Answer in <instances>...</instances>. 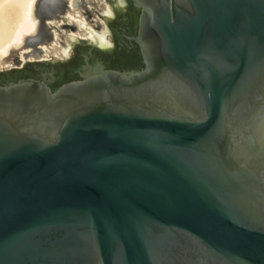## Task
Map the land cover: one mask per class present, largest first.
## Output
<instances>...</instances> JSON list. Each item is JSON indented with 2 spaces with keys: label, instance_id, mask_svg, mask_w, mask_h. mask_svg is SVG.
Segmentation results:
<instances>
[{
  "label": "water",
  "instance_id": "1",
  "mask_svg": "<svg viewBox=\"0 0 264 264\" xmlns=\"http://www.w3.org/2000/svg\"><path fill=\"white\" fill-rule=\"evenodd\" d=\"M128 2L142 69L0 85V264H264V0Z\"/></svg>",
  "mask_w": 264,
  "mask_h": 264
},
{
  "label": "flooded vegetation",
  "instance_id": "2",
  "mask_svg": "<svg viewBox=\"0 0 264 264\" xmlns=\"http://www.w3.org/2000/svg\"><path fill=\"white\" fill-rule=\"evenodd\" d=\"M39 5L38 38L25 42L29 48L22 52L27 57H18L15 65L0 70V85L31 78L43 80L53 92L81 80L92 67L120 72L143 68L138 45L131 38L137 32L139 8L128 0H40ZM106 5L111 15L103 13ZM69 12L86 17L85 22L97 32L106 27V42L95 43L84 34L81 38ZM65 43L68 48L61 51Z\"/></svg>",
  "mask_w": 264,
  "mask_h": 264
},
{
  "label": "bare ground",
  "instance_id": "3",
  "mask_svg": "<svg viewBox=\"0 0 264 264\" xmlns=\"http://www.w3.org/2000/svg\"><path fill=\"white\" fill-rule=\"evenodd\" d=\"M20 6H22L21 12L17 20L15 21L9 18L10 21H7V23H13V25H6V27L13 26V28L10 29V34H7L5 32L7 28L5 29L3 23V25H0V61L6 58L12 50L21 49L25 42H27L28 40L30 42H35L38 38L37 34L40 31L39 17L37 16L39 14V12L37 11L38 6H40L39 3L37 5V0H22ZM4 9L5 7L3 6V2L2 0H0V16L3 18L9 15L8 12L4 11ZM103 13L111 15L112 12L108 5L105 6ZM70 18L74 20L79 26L80 32L82 33L81 38L84 34L95 43H103V41L105 40V34L107 32L106 27H103L100 31L97 32L85 22L84 18H77L74 17V15H70ZM1 20L2 19H0V21ZM79 34L80 33H78V35ZM104 42H106V40Z\"/></svg>",
  "mask_w": 264,
  "mask_h": 264
},
{
  "label": "rangeland",
  "instance_id": "4",
  "mask_svg": "<svg viewBox=\"0 0 264 264\" xmlns=\"http://www.w3.org/2000/svg\"><path fill=\"white\" fill-rule=\"evenodd\" d=\"M38 1H40V0H37V5H38ZM2 2H3V6L5 7V9H4V11H6V12H8V18L7 17H1L0 16V19H4L3 21L1 20L0 21V25H3L4 27H5V29H6V33L7 34H10V32H11V30L10 29H12L13 28V26H11V27H9V26H7L6 27V25H13V23H7V21H10V19H12V20H17V18L20 16V12H21V7L22 6H20L21 5V3H22V0H6V1H4V0H2ZM70 2V1H69ZM39 7V6H38ZM37 11H40L39 10V8H38V10ZM40 13V12H39ZM69 15H74V17H77V18H79V16H75V14L74 13H71V12H69ZM80 15V14H79ZM10 18V19H9ZM80 18H81V15H80ZM82 18H84V20L86 21V22H88V20L86 19V17H82ZM92 18H95L94 16H92ZM5 21V22H4ZM3 23V24H2ZM1 27V26H0ZM8 27H9V29H8ZM8 30V31H7ZM10 30V31H9ZM29 47L28 46H23L21 49H14V50H12L11 52H10V54L6 57V58H4V59H2L1 61H0V70L1 69H5V68H8V67H10V66H13V65H15L16 64V61L18 60L17 58L18 57H22V59L24 58V57H27L25 54H23V50H27ZM28 57H30V55H28Z\"/></svg>",
  "mask_w": 264,
  "mask_h": 264
}]
</instances>
